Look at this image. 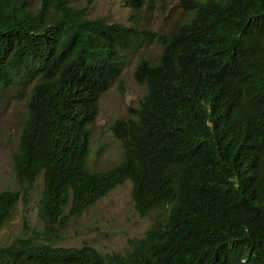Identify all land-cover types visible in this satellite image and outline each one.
Wrapping results in <instances>:
<instances>
[{
    "label": "trees",
    "instance_id": "trees-1",
    "mask_svg": "<svg viewBox=\"0 0 264 264\" xmlns=\"http://www.w3.org/2000/svg\"><path fill=\"white\" fill-rule=\"evenodd\" d=\"M69 0H0V88L30 84L12 168L20 189L0 191V227L41 177L43 230L0 245V264H264V0H180L169 35L87 19ZM134 12L145 0H123ZM140 59L144 92L110 126L113 166H87L88 126L123 52ZM33 81V82H32ZM126 180L135 211L165 210L124 253L49 240Z\"/></svg>",
    "mask_w": 264,
    "mask_h": 264
},
{
    "label": "rangeland",
    "instance_id": "rangeland-1",
    "mask_svg": "<svg viewBox=\"0 0 264 264\" xmlns=\"http://www.w3.org/2000/svg\"><path fill=\"white\" fill-rule=\"evenodd\" d=\"M39 2L29 0L32 12L38 10ZM69 5L80 9L86 5V0H69ZM85 17L122 24L132 23L131 18L134 17L137 27L165 36L187 20L189 13L180 6V0H145L138 12L124 5L122 0H93L86 7ZM160 51V45L152 41L123 52L124 63L120 76L100 93L97 115L88 126L90 152L87 166L90 170L107 169L120 160L121 145L113 137L110 126L116 119L125 118L128 109L137 105L144 92V87L134 78L138 61L148 59L155 62ZM30 86L26 83L0 88V191L21 188L15 180L12 154L17 149ZM41 186L42 180L39 177L14 206L0 227V245L15 242L20 237L39 234L43 230V223L37 216ZM164 214V209L153 208L147 214L139 215L131 200V182L126 180L79 216L71 218L69 224L57 236H53L49 243L65 247H80L86 243L101 254H124L129 249L128 240L143 235L156 221L162 223Z\"/></svg>",
    "mask_w": 264,
    "mask_h": 264
},
{
    "label": "clouds",
    "instance_id": "clouds-1",
    "mask_svg": "<svg viewBox=\"0 0 264 264\" xmlns=\"http://www.w3.org/2000/svg\"><path fill=\"white\" fill-rule=\"evenodd\" d=\"M91 2H92V1H91ZM91 2H90V3H91ZM122 2H123V0H122ZM123 3H124V2H123ZM87 19H89V18H87ZM104 22H107V21H104ZM108 23H109V22H108ZM117 23H118V22H117ZM126 25H129V24H126ZM159 54H160V53H159ZM158 57H159V56H158Z\"/></svg>",
    "mask_w": 264,
    "mask_h": 264
}]
</instances>
